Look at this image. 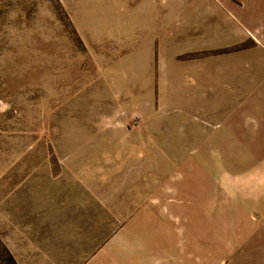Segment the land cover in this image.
<instances>
[{"label":"rangeland","instance_id":"374dc122","mask_svg":"<svg viewBox=\"0 0 264 264\" xmlns=\"http://www.w3.org/2000/svg\"><path fill=\"white\" fill-rule=\"evenodd\" d=\"M0 264H264V0H0Z\"/></svg>","mask_w":264,"mask_h":264}]
</instances>
